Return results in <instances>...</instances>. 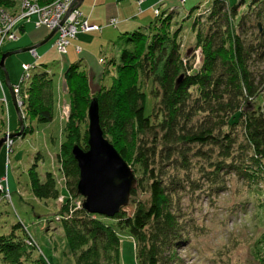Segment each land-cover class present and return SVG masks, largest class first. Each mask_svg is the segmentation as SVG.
I'll return each instance as SVG.
<instances>
[{
  "label": "trees",
  "instance_id": "1",
  "mask_svg": "<svg viewBox=\"0 0 264 264\" xmlns=\"http://www.w3.org/2000/svg\"><path fill=\"white\" fill-rule=\"evenodd\" d=\"M53 1L38 0L42 5ZM251 1L254 6L264 3ZM226 3L212 0L204 9L201 14H206L205 30L197 24L200 14L193 19L195 48L201 51L198 68L189 62V55L187 61L181 55L180 28L172 30L171 10L157 16L147 31L127 33L118 60H110L115 75L108 87L100 86L91 93V77L80 71L78 63L63 69L69 106L63 128L65 141L57 157L71 177L68 193L72 198L59 206L56 220L62 224L74 264H120L119 230L133 239L136 264L178 263L185 225L174 206V195L184 189V179L178 190L163 181L154 171L158 155H163L162 161L186 169L191 157H196L201 181L209 183L215 193L224 189L225 175L235 176L248 187L264 184V95L254 86L255 76L249 69L258 48L247 42L244 32H236V28L246 30L244 16L234 22L237 5ZM14 4V0H0V6L11 13ZM108 72L106 67L99 79H94L101 82ZM31 78L25 91V113L38 123H49L53 119L52 81L44 72H35ZM0 79H4L1 69ZM149 97L152 110L147 114ZM254 97L258 103L250 107L248 99ZM91 98L97 99L104 136L110 138L129 167L138 165L148 179L149 199L132 201L131 214L122 208L108 217L88 213L81 204L73 203L79 171L71 149L72 144L87 149L85 117ZM0 124H4L1 118ZM29 131L25 127L21 135ZM198 184L196 181L194 185L200 187ZM58 187L51 172H46L43 181L32 174L31 191L36 198L56 199ZM136 189L131 190L130 197ZM30 237H16L14 231L0 236L2 261L23 264L29 248L36 247L27 243Z\"/></svg>",
  "mask_w": 264,
  "mask_h": 264
},
{
  "label": "rangeland",
  "instance_id": "2",
  "mask_svg": "<svg viewBox=\"0 0 264 264\" xmlns=\"http://www.w3.org/2000/svg\"><path fill=\"white\" fill-rule=\"evenodd\" d=\"M21 1L14 0L15 11L13 13L9 11L13 16L18 13L20 15ZM151 1L147 0V2ZM225 1L232 6L237 5V17L234 18V22L244 16L246 30L236 28V32L238 34L244 32L243 36L247 42L253 43L258 48L257 55L252 57V65L249 69L255 76L254 86L264 95V3L254 6L251 0H246L245 3L241 0ZM86 2L84 0L79 6L83 11L86 10L83 8ZM162 2L163 0L158 1V5L155 6L160 10L158 16L167 8L165 12L173 10L171 26L172 30L180 28L178 40L181 45V55L185 61H187L186 56L189 55V62L198 68L201 51L200 48H195L192 23L193 19L200 14L197 24L199 28L205 30L206 14L201 13L210 7L212 0H184L183 2L165 0L164 3ZM152 11L153 7L145 13L142 23L136 30L147 31L153 25L157 16L155 17ZM129 14L125 12L123 15ZM130 19L133 18L130 17ZM27 25L26 32L20 36L19 40L4 41L2 50L8 51V49L24 45L25 41L39 34L40 30L45 27L33 26V29L29 21ZM112 30V27H106L102 32L105 37L101 38L98 33L91 32L78 36V47L93 51L97 60L101 62L98 63L101 68L109 69L101 82L94 79L95 77L90 79L91 93L96 92L100 86L108 87L112 75H115L110 60L115 57H117L115 60H118L128 34L123 32L116 36L118 33L115 32V38H113ZM36 51L40 53V56L44 55L40 58L43 63L38 62L28 71L30 74L28 79L21 81L25 73L22 63L31 59L29 52L8 56L5 60V67L12 87H19L21 94L29 87L32 82L31 77L35 72L46 73V78L52 81L53 119L49 123H38L35 118L25 113V106L21 109L18 106L24 128H29L30 131L24 135L7 138L13 142L11 151L6 150L7 139L0 149V180L7 185L10 193V199L0 193V236L9 235L12 231L16 237L22 239L28 234L31 236V241L28 239L27 243L36 245V247L29 248V255L23 259V264H74L73 256L66 245L62 224L57 221L59 217L56 216L62 202L72 198L71 192V196L68 193L72 185L70 184L71 177L64 170L65 164L61 165L60 158L57 157L60 145L65 141L63 128L66 122L69 96L62 72L68 65L70 50L66 56H62L50 47V42H47L37 47ZM82 69L80 67V71ZM97 76L99 79L101 73ZM3 95L7 103L3 104V112L0 105V118L4 121L3 126L0 124V138L20 128L19 118L4 79L0 81V98H3ZM248 102V105L251 104L250 107H252L253 104L258 103V100L254 97V99H248ZM151 110L152 100L149 97L145 112L149 114ZM85 123L88 130V114L85 117ZM107 139L110 138L107 137ZM161 159L163 155L162 157L158 155L154 171L163 181L171 183L178 190L180 182L184 179V189H179L174 195V206L185 225V239L182 247L177 251V264H264V184L258 188L248 187L235 176L225 175L223 177L224 189L215 193L209 189V183L201 181L196 157H191L188 169ZM130 167L138 180L136 186L138 189L134 195L129 197L128 204L123 207L129 214L134 210L132 201L147 202L149 199L148 179L144 178L138 165L132 164ZM59 168L62 170L60 171ZM46 172H51V176L55 178L59 186L56 199L52 197L39 199L31 191L32 174L43 181ZM196 181L199 182L200 187L194 185ZM76 196L73 203L76 201L75 204H81L83 197ZM16 225L18 227H14ZM119 232L120 264H136L133 239L125 231L119 230ZM0 264H5L1 253Z\"/></svg>",
  "mask_w": 264,
  "mask_h": 264
},
{
  "label": "water",
  "instance_id": "3",
  "mask_svg": "<svg viewBox=\"0 0 264 264\" xmlns=\"http://www.w3.org/2000/svg\"><path fill=\"white\" fill-rule=\"evenodd\" d=\"M83 0H75L74 7L79 8ZM69 13V12H68ZM64 19L61 20V23ZM53 29L47 38L38 44L21 49L3 52L0 57V69L7 85L11 101L16 109L20 128L14 133L5 134L0 138V149L7 138H14L22 134L24 125L21 111L17 106L13 87L5 67L8 56L20 52L30 51L48 41L54 34ZM247 105L244 109H247ZM88 139L87 149L74 144L71 149L76 161L79 175L76 184V195L83 197L82 208L88 213L114 216L129 202L130 192L137 186V179L127 162L120 156L113 144L104 136L99 121L98 102L93 98L88 107Z\"/></svg>",
  "mask_w": 264,
  "mask_h": 264
},
{
  "label": "crops",
  "instance_id": "4",
  "mask_svg": "<svg viewBox=\"0 0 264 264\" xmlns=\"http://www.w3.org/2000/svg\"><path fill=\"white\" fill-rule=\"evenodd\" d=\"M86 1H87L86 2L87 4H86V6L83 7L86 10L83 11L79 7V10L81 11V13L83 15L84 20H87V22L89 24H96L98 26H101V30L79 32L77 34V38L72 41L71 45H69V47H68L69 49H67V53L63 54V55L66 56L68 54V50H70V57L67 60V62H68L67 64L69 65L70 63H78L79 68L82 67L83 68L82 70H84L89 75V77H91V79H92L94 77L97 78L98 77L97 74H100V73L102 74L104 69H102L100 64H98L100 61H99V59L97 60V57L95 56L93 51H91L85 47H83V48L81 46L78 47L79 46V45H77V43L79 42L78 36H80V34H82V33H90L91 32V33H98L100 35V38L105 37L102 32L106 27H112V29H113L112 30V37L113 38H115V32H116V34L118 33L116 36L121 35L123 32H125V33L132 32V31L136 30V28L142 23V20L144 19L143 17L145 16V13H147V11L152 9V7H153L152 12L154 15V10L159 9L158 7H155V6L158 5L157 2L161 1V0H156V1L152 0L151 2H147V0H122V1L116 0L115 2H114V0H86ZM119 1H120V3H119ZM164 2H165V0H163L162 3H164ZM125 12L130 13V14L129 15H123ZM130 17H132L133 19H130ZM112 18L115 19L114 24H110V20ZM33 20H34V17L31 18L29 23L32 26V28L34 29L35 26H34ZM27 24H28V21H26V20H20L16 23V25L14 27V32H15L17 38H16V40H13L14 42L18 41L20 36L26 32V28L28 26ZM49 33H50V31H48L47 28L44 27L43 29L40 30L39 34L33 36L31 39H28V41H25L24 45L19 46V47H14L12 49H8V51L15 50V49H21L24 47H30L32 45L38 44L39 42H41L45 38H47ZM35 40H37V42H35ZM54 40H55V35H53L45 43L50 42V47L56 50V48L54 46ZM45 43H43V44H45ZM76 47L79 48V52L76 50ZM36 48H35V51H36ZM6 51L7 50H5V51L3 50V52H6ZM25 52H29L30 56H31V59L28 60V62H26V63L33 65V67H35L38 62L43 63V61L40 60V58L42 56H44L43 54L40 56V53H37V51H36L37 58H34L31 55L30 51H25ZM100 70H101V72H100Z\"/></svg>",
  "mask_w": 264,
  "mask_h": 264
},
{
  "label": "built area",
  "instance_id": "5",
  "mask_svg": "<svg viewBox=\"0 0 264 264\" xmlns=\"http://www.w3.org/2000/svg\"><path fill=\"white\" fill-rule=\"evenodd\" d=\"M178 2L184 0H177ZM75 0H55L48 4H39L38 0H23L22 7L25 12L20 13L19 16H13L6 13V11L0 6V57L3 53L2 45L4 41L16 40V34L14 27L20 20L30 21L34 17L33 23L35 27L45 26L49 31L56 29L54 46L60 54H66L68 46L71 41L76 38L79 32L101 30V26L96 24H89L87 20H84L82 13L79 9L74 7ZM69 12V13H68ZM154 14H159V10L155 9ZM157 16V15H156ZM25 17L28 18L25 19ZM64 21L61 23V20ZM115 19L110 20V24H114ZM34 51V50H33ZM79 51V48H77ZM31 52V51H30ZM35 52V51H34ZM33 67L31 64L23 63L22 68L25 71L21 78L24 81L30 77L29 70ZM1 81V79H0ZM16 95V101L18 106L23 108L24 100L27 98L25 92L21 94L19 87L13 88ZM6 97L0 98V103L6 104ZM13 142L11 139H7L5 147L7 152L11 151ZM0 192L3 196L10 199V193L8 192L7 185L0 180ZM30 240V239H29Z\"/></svg>",
  "mask_w": 264,
  "mask_h": 264
},
{
  "label": "bare ground",
  "instance_id": "6",
  "mask_svg": "<svg viewBox=\"0 0 264 264\" xmlns=\"http://www.w3.org/2000/svg\"><path fill=\"white\" fill-rule=\"evenodd\" d=\"M22 4H23V0L21 1V5H20V9H19V11L22 13V12H25V10L23 9V7H22ZM78 9V8H77ZM6 11V13H8L9 15H13V14H11V13H9L7 10H5ZM157 16H158V14H156ZM156 15H155V17H156ZM15 16H19V13H18V15H15ZM83 16V15H82ZM25 19H27L28 20V18L27 17H25ZM52 31V30H51ZM56 34V33H55ZM72 43V42H71ZM71 45V44H70ZM77 48L78 47H76V50H77ZM68 49V48H67ZM35 51V49H32V50H30L31 51V55L34 57V58H37V53L36 52H34ZM79 52V51H78ZM67 53V52H66ZM6 103H7V101H6ZM0 104H2V103H0ZM3 105V104H2ZM18 106V105H17ZM20 109H21V107H20ZM20 124V123H19ZM1 193V192H0ZM1 195L3 196V194L1 193Z\"/></svg>",
  "mask_w": 264,
  "mask_h": 264
}]
</instances>
